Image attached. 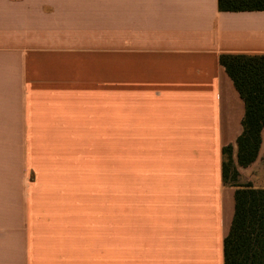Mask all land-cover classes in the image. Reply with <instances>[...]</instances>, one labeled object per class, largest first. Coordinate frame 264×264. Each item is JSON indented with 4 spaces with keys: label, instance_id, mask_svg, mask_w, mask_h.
<instances>
[{
    "label": "crops",
    "instance_id": "obj_1",
    "mask_svg": "<svg viewBox=\"0 0 264 264\" xmlns=\"http://www.w3.org/2000/svg\"><path fill=\"white\" fill-rule=\"evenodd\" d=\"M223 53L264 54V9L0 0V264L105 260L106 161L112 149L118 175L123 145L115 264L123 249L129 264H225L236 188L223 147L237 158L246 104ZM238 168L264 187V129L257 160Z\"/></svg>",
    "mask_w": 264,
    "mask_h": 264
},
{
    "label": "trees",
    "instance_id": "obj_2",
    "mask_svg": "<svg viewBox=\"0 0 264 264\" xmlns=\"http://www.w3.org/2000/svg\"><path fill=\"white\" fill-rule=\"evenodd\" d=\"M221 10L264 9V0H219ZM226 68L246 104L243 131L223 147L222 171L226 184L236 188L235 212L225 238V264H264V187L239 181V166L254 163L260 153L264 129V54L223 53Z\"/></svg>",
    "mask_w": 264,
    "mask_h": 264
},
{
    "label": "rangeland",
    "instance_id": "obj_3",
    "mask_svg": "<svg viewBox=\"0 0 264 264\" xmlns=\"http://www.w3.org/2000/svg\"><path fill=\"white\" fill-rule=\"evenodd\" d=\"M108 148V147H107ZM108 156V155H107ZM109 157V156H108ZM110 157L107 158L106 161V190H105V201L104 208L100 211V217L103 218V215L106 219L104 227L99 230V234H104L105 242H106V250H105V260L100 259V264H115V256L113 250V218L116 204L115 194V178L117 180V176L119 175V180L122 186V194H121V211L122 217H128L129 215V185H130V175H129V146H122V159L121 162L118 163L121 166L118 169L114 167L113 152L110 150ZM256 182L260 185L264 184V172L259 171L254 176ZM101 208H103L101 206ZM99 217V218H100ZM124 222V219H123ZM121 262V263H120ZM116 264H129V252L121 251V257H117L116 255Z\"/></svg>",
    "mask_w": 264,
    "mask_h": 264
}]
</instances>
